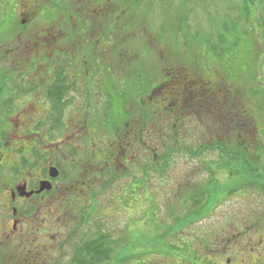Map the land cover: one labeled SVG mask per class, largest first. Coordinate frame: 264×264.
Returning <instances> with one entry per match:
<instances>
[{"label":"flooded vegetation","instance_id":"1","mask_svg":"<svg viewBox=\"0 0 264 264\" xmlns=\"http://www.w3.org/2000/svg\"><path fill=\"white\" fill-rule=\"evenodd\" d=\"M0 8L5 264H103L105 252L113 258L147 252L152 192L213 191V148L200 145L216 139L185 138L200 153L161 152L153 162V141L164 142L167 133L152 137L151 80L136 89L129 75L113 72L118 58L104 59L118 38L117 0H0ZM186 73L173 75L183 88L211 91L210 80ZM164 81L162 76L155 84ZM251 156L264 167L263 152ZM189 164L193 172L184 174ZM200 169L207 179L189 178ZM256 178L254 185L245 181L236 188L244 200L259 192L255 201L229 210L217 228H197L214 220L215 197L202 198L208 209L201 218L197 206L190 217L178 205L176 221L187 224L177 230L180 247L184 237L192 239L186 240L189 256L182 252L170 264H264V173ZM43 183L49 188L40 191ZM132 259L131 253L129 264Z\"/></svg>","mask_w":264,"mask_h":264},{"label":"rangeland","instance_id":"2","mask_svg":"<svg viewBox=\"0 0 264 264\" xmlns=\"http://www.w3.org/2000/svg\"><path fill=\"white\" fill-rule=\"evenodd\" d=\"M146 1V3L142 2V4L140 5L141 8L138 9V16L140 20L138 26L136 27L135 25L134 28H131L129 26V28H131L129 30V45L127 43L128 39H126V44H121L118 48L117 45H119V40L116 37L114 39L116 45L115 48L108 49L104 53V59L112 60L113 57L118 58V60L116 59V61L119 63L114 67L113 72L117 74H127L129 75V78L134 79L135 82L138 83L140 81L143 85L146 83V80H152V82L157 83L163 73V70L168 67L166 65L167 63L165 62V60L167 61L168 59L170 60L169 63L172 65H181L187 67V71L191 74V76L204 77L206 80H210L211 83L209 85H211L212 87L210 89V92H214L213 90H216V88L218 89L220 87V84H226L225 86L228 88L226 93V113L228 117H231L235 114L232 113L231 109L233 93L235 92L234 89L236 88L233 82H239L241 88H243V86L252 87V89L256 91L248 89L246 91V94L244 93L245 104L244 108H242V119L246 120V118H248L252 121L254 120V124L250 125V128H248V130L243 133L241 140L244 143H248L250 149L253 150L251 151L252 154L255 155V142L257 141L261 142L262 145L264 144V43L262 41L257 43L258 46H261V55L258 59H255L254 55L250 54L247 51L248 47L246 44L243 45V48H241L240 51L236 49L232 51L230 50V48H228V53L226 54V65L218 64L215 59L208 57L209 55L205 50L203 51L202 49L193 50L191 51V53H189V51H179L177 49V47L179 48V45L176 42L175 38L171 34H168L169 32L175 30V13L177 15L185 17L183 27L186 31H193L199 28L200 30H202V33H205L210 31V27L212 25H215V23H213L215 17L216 19H219L224 13H226V4L228 0ZM117 3L119 9L121 8V6L129 5V3V7L134 6V4L136 5L134 0H117ZM260 8L264 9V0L263 2H261ZM178 10H181V12H179ZM190 11H192L191 15H189ZM4 17V12L2 11V8H0V26L4 24L2 23ZM128 18L129 17L124 18V24L125 22H128ZM175 25H179L178 19H176ZM190 33L194 36L192 32ZM2 35L3 34L0 33V40L2 39ZM253 36H255V34H253ZM203 37L205 36L203 35L202 38ZM182 39V35H180L179 41ZM229 46L230 44L227 47ZM119 51L122 56L119 55ZM230 69L235 76H231L229 72ZM141 73L147 75L144 76L146 79L143 78ZM143 85H141V88H143ZM173 85H175V87ZM131 87L132 84L130 88ZM181 87H183L182 83H177V85L172 83V85L162 89L161 91H158L153 95V97H151L152 103L150 114L152 131L154 133L155 131L159 133L158 127L155 126L154 123L161 121L157 120L158 116L162 119L160 112L167 106L166 104L168 103V101L166 97H168L169 94L172 95V91L169 92L168 90H174V88L176 90H179L181 89ZM257 92H259V95L257 97H254V94ZM153 113L155 115H153ZM251 116H253V119ZM212 119H214V121L212 122L216 123L214 114H212ZM239 119L241 118L239 117ZM100 122L103 123L102 120H100ZM153 126H155V128ZM219 126H221V124ZM216 127V124H214V130L216 129ZM223 128L222 126L217 127L219 133H222ZM215 139L218 138L215 137ZM216 153H214L212 157L214 159L213 161L215 162V177L222 185V192L221 196L219 197L220 204L218 203L219 206H216L217 208L212 215L214 217V220L209 223H204V220L200 221L197 225V228L199 229H204L206 227V224H216L215 228L222 226L221 221H223V218L229 210L237 211L240 207V204H244V201H247L249 204L251 202H254L256 199L254 196H257V194L259 193L258 192L257 194H253L254 196L249 195V197L244 200L243 198H241V195H239L240 193H238L236 189L237 186H234V188L231 189L229 184L233 183L238 175L236 174V176L232 177L230 174V170L221 168V159L220 156ZM189 165V167H187L186 165L187 168L185 167V169L183 170L184 174L189 175L190 172H193L191 169V164ZM194 167L198 168L196 166ZM180 171L181 169L179 170V172ZM187 171H189V173ZM203 175L204 173L200 169V171L193 174V177H191L192 175H190L189 178L198 177L197 179L199 180L207 179L206 175ZM157 180L158 179L156 178V181ZM188 194H190V192L177 194V192L171 191H169L168 193L153 191L151 212L148 221V223L150 224L151 233L148 240H146V242L150 244V248L146 249L147 252H118L116 257H112V259L103 264H113L115 262V259L117 258L118 264H129V254L131 253L133 254V259L131 260L130 264H140L141 262L143 264H157L155 262H159L160 264H170V261L173 262L172 259L178 258V256L176 255V250L181 252V255H183L184 252H189L187 248L190 243L186 242V240L192 239V236H188V238L184 237L183 241L185 243V246L181 248L180 243L182 236L181 233L177 231L179 230L180 226L172 224V222H175V220L171 217L172 215H175V212L179 214L177 212L178 208H176L180 207L178 205H183L184 208L180 210V213L183 212L184 215H187V213L193 208V206L196 205L195 202L190 201V199L185 200V202L188 203L187 205L184 204V196ZM223 196L228 197V199L222 198ZM168 215L170 217H168ZM179 215L181 216V214ZM120 228L121 230H123L122 226H120ZM187 233L189 234L190 232L186 231L185 234ZM141 241H143L142 238ZM149 250L152 252H150ZM7 253L8 252H0V264H5V257ZM63 259L64 261H69V259H65L64 257Z\"/></svg>","mask_w":264,"mask_h":264},{"label":"trees","instance_id":"3","mask_svg":"<svg viewBox=\"0 0 264 264\" xmlns=\"http://www.w3.org/2000/svg\"><path fill=\"white\" fill-rule=\"evenodd\" d=\"M134 1L136 3V5L134 4L135 7H129V3V5L121 6L119 9L120 17L117 28L119 40V45H117L118 48L121 44H126V39H128L127 43L129 45V30L134 28L135 25L136 27L138 26V23L140 22L138 9L141 8L140 5L142 2H147L146 0ZM261 2H263V0H228L226 4V13L223 15L221 14L223 18L220 17L219 19H216L215 17L213 20L215 25H212L210 27V31L205 33H202V30L199 28L193 31H186L183 27L185 17L175 13V30L169 32L168 34H171L175 38L179 45V48L177 47L179 51H189V53H191L193 50L202 49L203 51H206V53L209 55L208 57L215 59L218 64L226 65V54L228 53V48H230L232 51H234V49L240 51L244 44H246L248 47L247 51L250 54H253L255 59H258L261 55V46H258L257 43L260 41L264 43V9L260 8ZM178 11L181 12V10ZM191 14L192 11H190L189 15ZM126 17H129L128 22H125L124 24V18ZM176 19L179 20L178 26L175 25ZM129 26L131 28H129ZM190 32H192L194 36ZM253 34H255L256 37L253 36ZM180 35H182L183 39L179 41ZM203 35L205 37L202 38ZM110 40H113V38H110ZM229 44L230 46L227 47ZM119 55L122 56L120 51ZM169 61L170 60L168 59L167 61L165 60L168 67L163 70V73L160 77L162 78L163 76L167 84L164 81L165 83L163 82L164 84L161 86H156V84L151 80V90L148 92V94H151V97H153V95L159 90L172 85V83L177 85L179 80L173 76L174 74H187V67L181 65H172L169 63ZM229 72L231 76H235L231 69ZM141 74L143 78H145L144 76L146 74ZM145 82H147V80ZM136 84V89L143 85L140 81L139 83L136 82ZM233 84L236 88L234 89L235 92L233 93L231 109L232 113L235 114L231 117H228L226 113V93L228 90V88L225 86L226 84H220L218 89L216 88V90H213L214 92H210L207 88L203 90L201 87L198 89V91H192L191 88L187 87H181L179 90H176L175 88L174 90L169 89L168 91H172V95L169 94L167 97L168 103L166 104V108L164 110L161 109L162 111L160 110L162 119L158 116L157 120L161 121H155L156 123H154L155 126L158 127L159 133H154L152 131V137L158 139L165 137L164 133L166 132V140L164 142H159V140L153 141V162L156 161L155 157L158 158L157 156L161 152H166L167 154L179 152L200 153V150H195L193 148L194 142H187L185 138L216 137L218 139L214 140L213 142H206L204 145L202 144L200 146L213 148L210 149V151H213L214 153L217 152L216 154L220 156V167L224 168L225 170H230L232 177L236 176V174L238 175L233 183L229 184L231 189L234 188V186L238 187L242 182L245 181L249 185H254L257 181L256 177L264 173L260 172V168L262 171H264V167L257 165V163L261 161L260 158L255 159L251 156V151L253 150L250 149L248 143H244L241 140H231L229 143H227L224 138L230 137L231 139H241L243 133L248 130V128H250V125L254 124V120L252 121L248 118H246V120L242 119V108H244L245 104L244 93L246 94L248 89L252 91L256 90L252 89L250 86H243V88H241L239 82L237 81L233 82ZM173 86L175 87V85ZM258 95L259 92L255 93L254 97H257ZM212 114L215 116L216 123L212 122L214 121V119H212ZM153 115L155 114L153 113ZM239 117L241 119H239ZM251 117L253 119V116ZM163 123H165V127H163ZM214 124H216L217 127H224L222 129V133H219L217 127L214 130ZM220 124L221 126H219ZM155 126L153 127L155 128ZM156 146L157 148H155ZM254 146L255 153H264V144L262 145L261 142L256 141ZM173 160V157H169L167 159L168 162ZM214 188L215 189H213V191L207 193L198 192L185 195L184 204L187 205L188 203H186L185 200L190 199V201L195 202L196 205L194 206H197V210L201 212L199 214L197 213L198 215L187 214L185 216L191 217L197 215L199 218H201L204 215L203 211L208 209V205L203 204L201 201L205 196L211 198L215 197V202H218L222 192V185L218 182L216 177ZM217 205L218 203H216V206ZM177 216L178 215L175 212V215L172 216V218L175 217L173 218L175 222H172V224H178L179 226L186 227V223L180 225L182 224L180 220L178 219V221H176ZM186 254L188 255L187 252H184V256H186ZM176 255L178 258L181 257L180 252H177ZM110 259H112L111 253L105 252L103 262L106 263ZM113 264H115V262ZM140 264L143 263L141 262Z\"/></svg>","mask_w":264,"mask_h":264},{"label":"water","instance_id":"4","mask_svg":"<svg viewBox=\"0 0 264 264\" xmlns=\"http://www.w3.org/2000/svg\"><path fill=\"white\" fill-rule=\"evenodd\" d=\"M45 188H49V186L47 185V183H43V185H42L40 191H42V190L45 189Z\"/></svg>","mask_w":264,"mask_h":264}]
</instances>
